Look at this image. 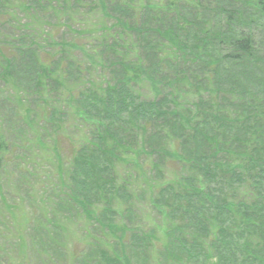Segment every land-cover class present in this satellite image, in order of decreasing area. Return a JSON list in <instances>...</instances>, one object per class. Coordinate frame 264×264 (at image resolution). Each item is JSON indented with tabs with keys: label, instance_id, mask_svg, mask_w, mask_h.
Returning <instances> with one entry per match:
<instances>
[{
	"label": "trees",
	"instance_id": "obj_1",
	"mask_svg": "<svg viewBox=\"0 0 264 264\" xmlns=\"http://www.w3.org/2000/svg\"><path fill=\"white\" fill-rule=\"evenodd\" d=\"M235 1L0 0V83L24 96L13 89L8 113L27 135L49 128L70 143L66 161L52 148L56 185L62 204L107 233L97 264H131V231L115 217L129 181L167 168L153 182L167 246L175 233L178 247L194 236L197 247L231 252L215 251L211 264H264V45L254 40L264 0ZM31 12L56 24L28 21ZM88 15L96 23L85 25ZM67 25L97 36L98 50L65 41ZM78 53L104 81L87 78ZM79 126L86 137L63 136ZM7 142L1 133L0 168Z\"/></svg>",
	"mask_w": 264,
	"mask_h": 264
},
{
	"label": "rangeland",
	"instance_id": "obj_2",
	"mask_svg": "<svg viewBox=\"0 0 264 264\" xmlns=\"http://www.w3.org/2000/svg\"><path fill=\"white\" fill-rule=\"evenodd\" d=\"M32 13L29 14L28 21L56 24L54 20L49 19L48 14L39 12L35 19ZM93 16H87L88 22H85V25L96 23L92 22ZM19 18L21 16L16 17L17 20ZM64 23L61 22V27ZM67 26V29H63L68 35L65 41L69 39L75 43L87 44L89 50H98L97 36H81L77 27ZM3 29L5 28H0V32L5 34ZM60 33L59 31L54 37L56 43L64 39L59 37ZM254 36L256 44L258 42L264 45V29L256 30ZM256 50L260 58H264V48L260 45ZM88 55L94 57L96 54L88 53ZM75 57L79 61L77 62L83 65L84 71L86 69L87 78L98 82L105 80V70L102 71L99 66H91L81 53L76 54ZM80 78L83 80V77ZM13 89L14 95L19 94V97H24L12 84L7 86L0 83V134L2 133L8 140L7 144L12 146L8 161L0 168V264H97L96 261L101 258L99 247L105 245L101 238L107 233L105 234L104 229L101 231L93 220L89 222L79 210L62 204L63 197L58 193L56 185L58 184L57 166L52 148H57L60 160L66 161L69 159L70 143L59 138V134L52 135L51 130L46 127L44 134L37 128H34L33 136L25 134L21 125L8 113L9 106L11 108L12 106L7 101H11ZM20 100L21 98H18L12 103L15 104ZM24 101L27 104L34 103L29 98ZM21 105L23 106L24 103ZM79 129L81 133L72 127H66L62 135L74 139L88 135L87 131H83V127L79 126ZM17 138L21 146L16 144ZM25 168L28 170L26 171ZM121 169L118 167L117 171ZM123 171L126 172L125 168ZM132 172L133 168L126 173L132 176ZM170 173H173L170 168L162 169V175L158 178L155 174L150 175L146 171L144 183L139 180H127L131 184V199L123 203L125 209L121 207L122 211L115 218L117 223L123 221L127 230L131 231L127 236L130 244H126L131 264H211L215 261L213 258L215 251L221 253V256L229 255L231 252L226 251L228 249L224 246L217 245L215 251L208 250L205 245L195 246L192 241L194 236H187L190 238L187 241L182 238L184 244L178 247L180 244L177 241L181 236L177 233L174 234L175 239L169 240L170 246L165 244L166 220L156 210L154 204L156 190L153 189L156 184L153 182L156 180L159 184L168 178ZM182 224L175 227L185 234L183 228L185 223ZM151 234L153 239L146 240L145 237ZM204 251L208 257L210 256V260L205 261ZM217 257L219 256L215 255V258Z\"/></svg>",
	"mask_w": 264,
	"mask_h": 264
}]
</instances>
